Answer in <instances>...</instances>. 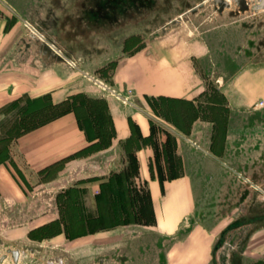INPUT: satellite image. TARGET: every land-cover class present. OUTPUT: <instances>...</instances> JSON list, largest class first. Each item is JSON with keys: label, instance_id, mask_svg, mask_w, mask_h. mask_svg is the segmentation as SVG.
I'll list each match as a JSON object with an SVG mask.
<instances>
[{"label": "crops", "instance_id": "0c3cea01", "mask_svg": "<svg viewBox=\"0 0 264 264\" xmlns=\"http://www.w3.org/2000/svg\"><path fill=\"white\" fill-rule=\"evenodd\" d=\"M2 6L31 29L7 0ZM92 17L107 25L87 36L72 31L74 45L82 43L75 54L57 44L74 65L32 32H14L17 24L0 27V107L23 96L50 97L60 111L10 141L0 198L22 197L24 183L44 181L61 161L58 178L90 182L86 204L96 215L101 181L126 168L133 153L137 169L129 180L149 191L154 216L147 264H264V62L242 63L210 85L198 67L212 64L203 38L171 27L131 44L111 15ZM7 34L10 46L2 44ZM197 213L226 216L195 223ZM245 213L228 223L227 215ZM133 223L120 224L123 232ZM222 230H229L224 238Z\"/></svg>", "mask_w": 264, "mask_h": 264}, {"label": "rangeland", "instance_id": "374dc122", "mask_svg": "<svg viewBox=\"0 0 264 264\" xmlns=\"http://www.w3.org/2000/svg\"><path fill=\"white\" fill-rule=\"evenodd\" d=\"M7 1L46 39L53 40L71 54L82 45H74L73 32L87 36L85 31L97 28L96 24L107 25L92 17L98 13L111 15L115 19V30L130 32L131 44L171 27H182L203 38L210 45L212 64L209 68L206 62L198 63V67L210 85L219 83L215 82L217 76H222V83L228 80L242 63L264 62V0ZM16 24L14 32L18 30L26 37L32 32L39 39L7 7H0V27L9 31ZM4 39L2 44L10 46V34ZM33 105L23 96L17 105L0 107V136L13 127L19 114ZM260 109L264 111V106ZM262 116L260 121H264ZM62 165L61 162L48 168L42 174L44 181L34 186L24 183L26 190L22 197L0 198V264H147L146 253L155 241L154 228L148 226L154 222L150 206L141 202L146 205V213L142 216L135 213L133 216L140 222L130 224L124 232L122 225L100 227L98 222L85 221L86 226H97L94 232L98 233L72 235L80 228L77 225L79 214L86 220L92 215L86 204L91 193L90 182L81 179L73 185V181L58 178ZM129 193L132 195L133 191ZM141 204L133 199L127 208L135 211ZM246 215H227L228 223L232 221L233 224L235 218L243 219ZM220 216L226 215H193L195 223L207 224L214 223ZM228 234L229 230H222L220 236L224 238Z\"/></svg>", "mask_w": 264, "mask_h": 264}, {"label": "trees", "instance_id": "16d2710c", "mask_svg": "<svg viewBox=\"0 0 264 264\" xmlns=\"http://www.w3.org/2000/svg\"><path fill=\"white\" fill-rule=\"evenodd\" d=\"M22 97L15 99L14 101L8 103L9 106H14L20 103ZM26 102L28 104H35L25 113L19 114L14 121L13 127L9 130H5L3 135L0 136V143L5 142L3 145L0 144V162H3L8 158V145L10 141L17 137L18 135L26 132L28 130L34 129L52 119H54L58 114L59 105L54 103L50 97H38L30 98L26 97ZM2 131V130H1ZM90 151L89 146L82 149L81 152ZM61 163L57 161L52 163L48 168ZM126 168L112 172L108 179L101 181V190L96 195L98 212L96 215H90L89 218L84 219L80 214L77 218V225H80L79 230L72 235H81L88 232H94L97 230V226H86L85 221L88 222H98L100 227H111L114 225L126 224L131 222H140L138 218L134 217L135 213L139 215H144L146 213V205L141 202H145L147 206H150L151 213L153 215L152 202L149 195V191L142 187L138 189L136 186L132 185L129 180L130 175L136 172V159L133 153H129V161ZM175 172H169L166 174L167 177L175 176ZM160 179L164 177L159 174ZM130 186V187H129ZM106 188V189H105ZM133 191V194L129 193ZM141 193L144 196L141 198ZM136 199L139 201L137 210H128L127 205L130 201ZM132 204V202H131ZM144 208V209H143ZM149 222V221H147ZM145 221V223H147Z\"/></svg>", "mask_w": 264, "mask_h": 264}, {"label": "built area", "instance_id": "2783aa9c", "mask_svg": "<svg viewBox=\"0 0 264 264\" xmlns=\"http://www.w3.org/2000/svg\"><path fill=\"white\" fill-rule=\"evenodd\" d=\"M32 29V28H31ZM32 31L34 32V33H36L37 35H38V37H39V39L40 40H42V41H46V37L42 34V33H40L38 30H36L35 28L34 29H32ZM51 43V48L58 54V51H57V49H59V50H61L60 48H58V46H57V44L53 41V40H49ZM62 51V50H61ZM123 98V97H122ZM259 104L260 105H264V101H260L259 102Z\"/></svg>", "mask_w": 264, "mask_h": 264}, {"label": "water", "instance_id": "95a60500", "mask_svg": "<svg viewBox=\"0 0 264 264\" xmlns=\"http://www.w3.org/2000/svg\"><path fill=\"white\" fill-rule=\"evenodd\" d=\"M29 24V23H28ZM29 26H31V24H29ZM31 28L32 29H34V27L33 26H31ZM46 44L50 47L51 46V42L48 40V39H46ZM51 48V47H50ZM57 51H58V55L61 57V58H63V59H65V60H67L68 62H70V63H72L73 65H74V62L63 52V51H61V50H59V49H57ZM121 96V95H120ZM260 188V190L262 191V192H264V187H259Z\"/></svg>", "mask_w": 264, "mask_h": 264}]
</instances>
